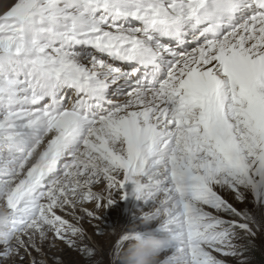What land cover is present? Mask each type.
<instances>
[{
  "label": "snow or ice",
  "instance_id": "obj_1",
  "mask_svg": "<svg viewBox=\"0 0 264 264\" xmlns=\"http://www.w3.org/2000/svg\"><path fill=\"white\" fill-rule=\"evenodd\" d=\"M4 5L0 143L38 126L51 138L41 165L0 184V264H64V248L101 264L77 209L100 220L86 202L129 196L167 237V264H250L264 237V0ZM128 229L108 264L139 237Z\"/></svg>",
  "mask_w": 264,
  "mask_h": 264
},
{
  "label": "rangeland",
  "instance_id": "obj_2",
  "mask_svg": "<svg viewBox=\"0 0 264 264\" xmlns=\"http://www.w3.org/2000/svg\"><path fill=\"white\" fill-rule=\"evenodd\" d=\"M9 2V0H0V12H2L6 5L5 3ZM29 129H26L25 136L27 135ZM34 130V129H32ZM23 136L15 142V146L9 145L7 143H0V184H12L18 182L20 179H23L28 169L32 168L34 165H41L42 162L36 155L37 148L43 146L44 137H41L38 141L34 140L36 143H29V135L27 137ZM41 141V142H39ZM39 143V144H38ZM39 145V146H38ZM43 149H40L42 152ZM21 162L23 163V167L21 168ZM7 170H10L12 175L7 174ZM19 171V175H15V173ZM59 172V173H58ZM57 173V174H56ZM53 177L48 178L59 179L60 171L57 170ZM47 183V181H46ZM97 187H103V185H97ZM129 190V187L126 189ZM127 200V201H126ZM140 202L137 201L134 197L129 196L125 199L117 198L115 202L109 205L106 208L95 209V205L91 202H86L84 207L95 210L100 220H90L80 209H77V215L84 216L82 221L83 228L87 230V232L91 235L92 242L95 244H99L100 251L98 252V258L103 257L101 264H108V249L112 246L113 241H115L120 234L125 230L126 227H130V224H139L140 219L138 214L133 215L135 211V207ZM238 207L243 208V204H238ZM145 210H150L146 208ZM64 215V213H60ZM8 210L4 207L3 201H0V216L4 218L5 223L0 225V233H4L8 231L7 226V218L9 216ZM66 219H69L71 222L75 223L72 216H65ZM95 225H99L103 229H105L102 235L96 234ZM19 235V233H17ZM57 245L60 248H64V245L57 241ZM256 249L261 251V254L264 255V237H258L256 240ZM53 251H56L53 249ZM36 256L37 260L46 259L47 264H53V260L50 257H42L38 256L36 253H33ZM57 255H63L64 264H84V261L80 259V257L71 250L64 248L63 253H57ZM166 254H163L162 259H164ZM219 255V254H217ZM250 264H256L254 262L253 254L249 255ZM5 264H11V262L6 261Z\"/></svg>",
  "mask_w": 264,
  "mask_h": 264
},
{
  "label": "clouds",
  "instance_id": "obj_3",
  "mask_svg": "<svg viewBox=\"0 0 264 264\" xmlns=\"http://www.w3.org/2000/svg\"><path fill=\"white\" fill-rule=\"evenodd\" d=\"M149 211H139L137 214L142 217L140 223L128 229L129 233L139 231L140 235L138 238L130 239L128 246L123 250V264H167L162 259L167 237L154 230V221ZM4 223V218L0 216V225Z\"/></svg>",
  "mask_w": 264,
  "mask_h": 264
},
{
  "label": "trees",
  "instance_id": "obj_4",
  "mask_svg": "<svg viewBox=\"0 0 264 264\" xmlns=\"http://www.w3.org/2000/svg\"><path fill=\"white\" fill-rule=\"evenodd\" d=\"M252 254H253L254 262L256 264H264V255L261 254V251L259 249L255 248Z\"/></svg>",
  "mask_w": 264,
  "mask_h": 264
},
{
  "label": "bare ground",
  "instance_id": "obj_5",
  "mask_svg": "<svg viewBox=\"0 0 264 264\" xmlns=\"http://www.w3.org/2000/svg\"><path fill=\"white\" fill-rule=\"evenodd\" d=\"M38 128L41 129V128H43V127H39V126H38V127L32 128V129H34V130H32V129H29V130H31V131H36V129H38ZM38 144H39V143H38ZM38 146H39V145H38ZM47 148H48V144L46 145V148L42 150L41 153L44 154V153L46 152ZM61 161H62V160H61ZM58 170H59V167H58ZM26 173H27V172H26ZM127 187H129V190H131V187H132V186H131V185H128ZM126 201H127V200H126Z\"/></svg>",
  "mask_w": 264,
  "mask_h": 264
}]
</instances>
